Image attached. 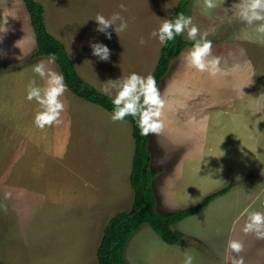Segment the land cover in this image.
Instances as JSON below:
<instances>
[{"label":"rangeland","instance_id":"obj_1","mask_svg":"<svg viewBox=\"0 0 264 264\" xmlns=\"http://www.w3.org/2000/svg\"><path fill=\"white\" fill-rule=\"evenodd\" d=\"M38 1L49 31L65 43L85 81L100 90L108 79L151 75L162 46L150 33L180 1L186 4L185 15L201 33L208 31L221 72L210 77L190 69L184 57L192 45L171 62L157 87L165 101L164 127L149 139L150 168H165L152 188L163 202L158 207L175 211L232 184L201 212L173 226L193 248L178 246L194 255V264H225L226 243L236 239L243 243L238 256L244 264H264V239L241 231L245 209L264 212V44L253 42L254 36L242 38L251 29L233 15L237 0H217L210 15L202 14L197 0ZM115 12L128 21V29L117 34L110 29L112 37L106 39L93 19ZM182 37L188 40L186 32ZM95 42L110 49L108 61L91 54ZM35 49L23 1L0 0V264H97L104 225L132 202L131 125L112 121L108 111L68 90L61 97L62 122L35 127L21 84V76H29L28 83L34 77V64L46 62L45 56L31 59ZM50 67L58 71L56 64ZM255 110L261 113L251 117ZM6 192L11 193L7 199ZM183 259L184 253L174 264Z\"/></svg>","mask_w":264,"mask_h":264},{"label":"clouds","instance_id":"obj_2","mask_svg":"<svg viewBox=\"0 0 264 264\" xmlns=\"http://www.w3.org/2000/svg\"><path fill=\"white\" fill-rule=\"evenodd\" d=\"M224 2V0H221ZM202 14L210 15L217 7V0H197ZM124 9V5H120ZM233 15L242 24L251 29V32H243L242 38L252 39L253 42L264 44V0H237ZM96 22V31L103 33L106 39H111L112 32L123 33L128 29V21L119 12L109 17L97 14L93 19ZM7 29H3L6 31ZM187 33L188 40L192 41V47L185 54L186 65L200 73H207L210 77H216L220 72L221 58L213 56L212 41L207 37L208 31L200 32L193 24L191 16L178 14L174 19H163L158 28L154 29L150 36L158 39L161 46L174 40L176 36ZM144 44L145 40L140 39ZM91 54L101 61L110 59V49L103 43L90 44ZM55 54H49L45 61L33 65L34 77L26 86L28 101H35L38 109L33 116L35 127L44 129L62 122V113L65 104L61 97L68 91L62 73L54 70L56 64ZM36 77L43 81L38 84ZM102 94L110 97L113 110L110 119L114 122L123 121L131 116L140 130L142 136L156 134L164 127L162 121L165 101L161 98L153 76H141L132 72L123 78L108 79V83L100 90ZM264 110V109H261ZM261 110L251 112V117ZM257 120H260L259 117ZM10 192L4 194L7 199ZM0 207H3L0 205ZM6 210V209H5ZM247 220L241 231L245 234H254L257 238L264 239V212L245 209ZM243 251V243L240 240L230 239L225 246V264H244L238 254ZM193 254L185 252L183 264H194Z\"/></svg>","mask_w":264,"mask_h":264},{"label":"trees","instance_id":"obj_3","mask_svg":"<svg viewBox=\"0 0 264 264\" xmlns=\"http://www.w3.org/2000/svg\"><path fill=\"white\" fill-rule=\"evenodd\" d=\"M29 16L30 25L35 35V51L31 59L48 57L55 54L58 71L63 74L68 90L77 98L100 106L110 114L113 110L111 99L100 90L88 84L78 72L72 57L63 41L55 37L48 29L45 20V8L38 0H22ZM186 12V4L180 1L168 19H174L178 14ZM193 42L186 40L182 34L162 46L160 56L154 66L151 76L157 87L171 68V62L180 52ZM131 125V136L134 149L131 168L128 175L132 190V202L129 209L116 212L103 227L102 235L96 248L97 264H126L124 249L132 233L142 225L147 224L167 244L186 243L187 238L173 230V226L187 217L201 212L217 197L226 194L232 184H227L205 195L198 202L184 208L160 213L156 209V198L152 188L157 171L150 168L151 151L149 148L150 135L142 136L136 121L128 116L124 119Z\"/></svg>","mask_w":264,"mask_h":264},{"label":"crops","instance_id":"obj_4","mask_svg":"<svg viewBox=\"0 0 264 264\" xmlns=\"http://www.w3.org/2000/svg\"><path fill=\"white\" fill-rule=\"evenodd\" d=\"M31 73H33V72H31ZM28 77L29 76H21L22 89L26 88V86L28 84V82H27ZM41 81L42 80H37V83L42 85L43 81H42V83H41ZM98 90H100V89H98ZM25 93L23 92V94H25ZM23 96L24 95H22V98H23ZM24 105H25L26 109H28V112L30 111L32 116H34L35 112L38 109V105L35 103V101H28L27 100V102H25V100H24ZM65 115H66V113L63 112L62 116H65ZM29 121H31L30 118L27 119L28 123H29ZM32 122H33V120H32ZM70 127H71V125H70ZM65 131H66V129H63V130H61V133L65 134V138H66V132ZM65 138H64V140L67 142L68 139H65ZM72 143L74 144V142H72ZM72 143L69 144L68 155L70 157H73L75 154V153L71 152L70 146L73 145ZM76 143H78V142H76ZM81 152H82V150H79V152H77V153H81ZM86 154H87V151L85 152L84 155H86ZM164 169L165 168H161L159 171H157V174L159 172L162 174ZM156 177H157V175H156ZM153 183H154V181H153ZM153 190H154V188H153ZM92 198H93V196L91 194L89 196V199L92 201ZM156 203H157L156 209L158 212H160V213L171 212V211H163L158 207L159 205H162L163 202L158 203V201L156 199ZM150 228H141L140 227L137 231H135L134 233H132L130 235V237L127 241V244L125 246V249H124V261L126 264H174L175 263L174 262L175 257H176V259H178L182 253H185V250L183 251V249L193 248L188 244H185V246H183V249L180 246H178L179 244H176V245H169L167 243L162 244L156 240V236L152 232V230H150ZM173 230L175 231L174 228H173ZM180 245H184V244H180Z\"/></svg>","mask_w":264,"mask_h":264}]
</instances>
